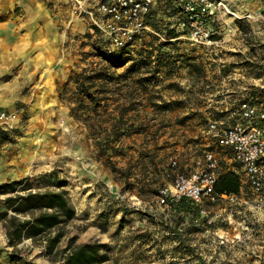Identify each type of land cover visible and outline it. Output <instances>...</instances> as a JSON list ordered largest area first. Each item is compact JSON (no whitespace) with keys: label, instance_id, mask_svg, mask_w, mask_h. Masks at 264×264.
Masks as SVG:
<instances>
[{"label":"rangeland","instance_id":"374dc122","mask_svg":"<svg viewBox=\"0 0 264 264\" xmlns=\"http://www.w3.org/2000/svg\"><path fill=\"white\" fill-rule=\"evenodd\" d=\"M234 1L236 6L229 9L235 16L219 21L225 44H235V51L224 47L217 53L226 59L235 56L223 68L216 61H200L205 55L214 58L216 48L194 50L183 41L163 46L158 38L149 37L127 51L122 66L115 69L96 55V49L105 50L87 28L78 24L66 32L63 27L57 30L62 37L55 35L58 41L53 44L58 42L61 62L54 71L68 76L115 75L83 83L82 89L103 93L110 100L106 109L120 113L122 152L103 153L99 142L107 136L98 134L96 119L86 123L72 112L75 83L55 81L51 93L46 88L41 89L43 94L23 87L14 102L13 129L0 140V185L22 180L21 186H30L33 192L63 191L75 215L50 233L63 234L52 251L43 237L25 238L11 247L1 214L12 213L3 203L8 195L0 196V262L63 264L67 245L101 243L99 254L106 253L108 259L100 264H264V209L255 206L245 189L236 202H201V210L157 202L159 190L169 186L174 175L190 171L207 149V121L226 107L216 101L221 90L224 94L238 81L261 103L264 0ZM53 5L61 7L60 1L49 0L47 6ZM158 10L164 25L163 3ZM217 68L226 74L235 69L240 76L219 84ZM15 71L0 81L12 82ZM119 76L125 80H115ZM110 118L111 113L104 114L98 121L109 129ZM173 159L178 161L175 171L170 167Z\"/></svg>","mask_w":264,"mask_h":264},{"label":"built area","instance_id":"2783aa9c","mask_svg":"<svg viewBox=\"0 0 264 264\" xmlns=\"http://www.w3.org/2000/svg\"><path fill=\"white\" fill-rule=\"evenodd\" d=\"M68 0L72 15L83 20L89 35L96 38L107 53L129 51L137 44L156 37L162 42L183 41L194 50L218 48L224 43L219 21L235 16L225 0ZM163 3L166 24H161L158 4ZM151 23L163 26L161 32ZM173 32L167 39L165 33ZM15 114L0 111V134L13 129ZM230 123L207 121V149L196 159L190 171L173 176L169 186L158 192L163 206L186 198L194 204L240 200L242 189L264 209V109L247 98L238 100L230 110ZM225 157V160H222ZM222 161H229L227 166ZM172 170L178 161L170 163ZM238 175L241 189L237 194L217 195L214 185L225 172Z\"/></svg>","mask_w":264,"mask_h":264},{"label":"trees","instance_id":"16d2710c","mask_svg":"<svg viewBox=\"0 0 264 264\" xmlns=\"http://www.w3.org/2000/svg\"><path fill=\"white\" fill-rule=\"evenodd\" d=\"M153 28L161 32V27L156 23H151ZM167 39L174 36V33L169 31L165 33ZM169 42H165L162 45L165 46ZM95 53L97 56L101 57L104 61L108 62L113 68L118 69L122 65L120 62L124 57L128 56L126 51H118L114 53L102 52L101 49H96ZM85 73V71H82ZM115 76V75H112ZM107 73L100 72L94 73L91 76H84L82 73H71L68 76L66 85L70 83H75L78 90L75 92L74 105L72 112L76 111L81 114L86 123L91 120L96 119L98 134L102 133L107 136V139H101L99 142V147L102 149L103 153L110 154L113 156H118L122 152V147L119 145V140L122 136V130L119 126L117 111H112L106 109V104L110 101L106 98L103 93H94L89 91V89H82L83 83L113 79ZM124 79L125 76H119L115 80ZM143 81L150 82L148 79ZM142 82V81H141ZM140 82V83H141ZM110 126L102 127V121H98L104 114H110ZM212 115V114H211ZM223 115H213L212 118L219 119ZM90 129H94L90 127ZM7 137V134H0V140ZM21 181H12L0 185V196L8 195L4 199L3 203L7 211H10L12 215L7 216V212L1 214V219L6 222V236L8 245L11 247L16 246L25 238L36 239L38 237H43L46 243L48 251L52 249L58 243L60 237L63 235L61 230H57L53 235L50 233L63 225L70 222L75 215V211L69 202V199L65 192L63 191H43V192H33L31 187H22ZM241 189V183L239 177L234 172H225L218 176L215 185L214 192L217 195L222 194H237ZM22 192V194H20ZM210 204V201L203 200ZM171 207L174 209H185L187 206L199 207V205L192 203L186 198H181L177 202H171ZM200 209V207H199ZM201 210V209H200ZM198 212V211H197ZM200 213V211H199ZM198 215V214H197ZM19 216H28V218L20 219ZM198 218V217H196ZM205 222V221H202ZM103 247L101 243H82L79 245L72 246L67 245L64 248L66 252L63 258V264H100L108 259L106 253L99 254V251ZM15 257L12 256L11 260ZM0 264H6L0 262Z\"/></svg>","mask_w":264,"mask_h":264},{"label":"crops","instance_id":"0c3cea01","mask_svg":"<svg viewBox=\"0 0 264 264\" xmlns=\"http://www.w3.org/2000/svg\"><path fill=\"white\" fill-rule=\"evenodd\" d=\"M56 1H60L61 7H54L55 5H53L55 9H51L47 6L49 0H0V18H2L0 21V79L9 74L12 69H16L15 73L12 74L14 79L11 80L12 82L10 80L0 81V111L14 113V102L19 99L23 87H30L29 92L32 94H43L41 89L46 88L51 93L50 86L52 83L67 81L68 73L54 71L55 66L61 62V56L56 52L59 48L58 42L53 44L55 40L58 41L55 35L60 40L62 35L57 34V30L62 27L64 28L63 32H66V29L71 25L75 27L81 24L83 29L87 28V25L83 20L72 15L68 0ZM234 2L236 1L225 0L227 6L231 9L236 6ZM62 6H65V8ZM61 8L65 11L63 12ZM82 27L81 30H83ZM262 34H264V31H262ZM261 42L264 44V35ZM226 44L224 39V43L214 49V58L210 57L211 55H205V59L201 57L200 61H216L219 68L225 67L226 60L231 62L235 58V56L229 55L226 59L223 55L217 54H221L224 47H226V50L235 51L233 47L235 44L229 46ZM200 61L198 60V62ZM49 66L52 67L48 68ZM219 68H217L219 84L224 85L225 79L235 80L240 76L236 74L235 69H233V73L226 74L221 73ZM245 75L249 74L246 73ZM31 84H34V86H30ZM217 87L222 88L221 86ZM46 93L44 92V94ZM259 95L262 98L261 103L258 104L256 99H253L252 92L248 91L245 85L241 86L237 81V84L235 86L232 84V87L229 86L224 94L222 90L218 94L219 99L216 101H221L226 107L224 112L220 113L223 117L213 119L218 122L230 123V110L235 108L238 100L242 98H247L259 109H264V91H260ZM26 100L23 99L22 102H28ZM19 154L21 155L20 152ZM222 160H225V157ZM222 162L227 166L230 165L229 161Z\"/></svg>","mask_w":264,"mask_h":264}]
</instances>
